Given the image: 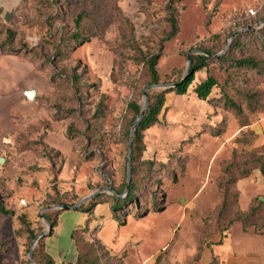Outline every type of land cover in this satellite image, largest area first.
Returning a JSON list of instances; mask_svg holds the SVG:
<instances>
[{
    "label": "rangeland",
    "instance_id": "374dc122",
    "mask_svg": "<svg viewBox=\"0 0 264 264\" xmlns=\"http://www.w3.org/2000/svg\"><path fill=\"white\" fill-rule=\"evenodd\" d=\"M167 2L0 0V196L14 212L0 214V264H32L35 239L28 231H48L45 215L54 218L61 210L43 208L57 200L77 204L103 196L92 213H83L79 227L86 226L84 237L105 255L104 264H192L222 238L216 223H245L251 232L262 223L260 211L242 212L255 199L249 186L241 194V181H228L235 166L252 167L253 174L264 167V77L214 62L222 85L211 101L199 100L193 86L185 95L166 94L135 164L138 202L112 215L108 188L121 191L127 182V105L137 100L143 107L148 86L134 58L139 50L159 52ZM177 9L180 32L163 45L157 65L165 85L185 70L191 50L212 47L222 55L234 33L264 25V0H182ZM81 10L92 11L83 27L87 40L64 45L57 55L56 45ZM7 30L15 33L10 42ZM245 53L264 67L260 48ZM30 90L33 100L26 96ZM224 95L242 107L241 119ZM72 217L68 211L60 216L66 222ZM57 232L56 239L45 238L50 253L60 260L63 249L62 258L76 260L75 247Z\"/></svg>",
    "mask_w": 264,
    "mask_h": 264
},
{
    "label": "trees",
    "instance_id": "16d2710c",
    "mask_svg": "<svg viewBox=\"0 0 264 264\" xmlns=\"http://www.w3.org/2000/svg\"><path fill=\"white\" fill-rule=\"evenodd\" d=\"M182 0H168L165 6V23L166 30L163 33V36L160 41V49L158 53L155 54H144L142 50H139V55L134 58V60L143 66L144 75L146 77V84L149 85H158L160 83V75L158 73L157 65L161 56L163 45L166 42L171 41L176 36H178L180 32L179 25V13L177 9V4ZM55 2V1H54ZM95 2V0H94ZM92 11L81 10L76 16L73 18V28L71 31L65 32L62 34L59 43L56 45L57 55L61 54L62 46L69 45L71 43H78L79 41H86V37L83 33V27L86 22L90 20L92 17ZM264 20V16L261 17L259 21ZM7 39L12 41L15 33L7 30ZM235 34V33H234ZM216 38L219 35L215 36ZM252 46H247V44ZM255 46V47H254ZM250 48H260L264 52V25L259 27H252L245 31H242L239 35L234 37V41L231 44L230 48L224 52L222 55H216L217 52L213 50L212 47H198L195 53L191 54V66L187 72V67L180 75L174 79L168 88L161 89L160 91H155L152 93L148 92V108L145 114V117L140 122L137 127L133 141H132V150H131V183L129 192L127 193V200L121 198L122 192L126 191L127 182H125L123 190L118 191L114 190V194H111L112 202L110 206H112V215H120V210L124 208V205L128 202H138L137 190L135 185L134 173L136 172V161L140 156L142 151L141 144L143 142L144 131L156 124L159 120V115L162 112L165 105V96L168 92L174 91L178 95H185L188 93V90L191 86H193V92L196 97L201 101H211L214 97V90L219 88L222 84L219 76L215 72V67H211V64L214 62L218 66L227 65L228 68L235 71L241 70H254L256 73L260 74V76L264 77V67L263 63L257 59L252 54H246L247 50ZM189 56V55H188ZM215 65V66H216ZM76 79V78H75ZM172 86V87H171ZM222 100V98H221ZM223 101L226 103V106L235 113V115L241 119L243 115L242 107L236 103L233 99H231L228 95H224ZM222 101V102H223ZM250 106H251V99ZM257 101H255L256 103ZM143 107L138 103L137 100H132L127 105V113L131 114V117H126L122 134L125 136L127 140L130 139V133L136 118L140 115ZM251 111H256V107H249ZM128 120V121H127ZM249 124L246 122H242V127H248ZM252 168V167H251ZM245 169L243 171L242 166H235L234 177L231 181H228V184H237L239 180L249 178L253 172L252 169ZM260 173L264 175V167H260ZM227 190V189H226ZM227 192V191H226ZM225 192V195H226ZM103 196H95L91 199L87 204L79 206L76 211L87 213L91 212V206L100 205V198ZM54 205H64L71 207L75 205V202L69 203L67 201L57 200L52 203ZM49 207V206H48ZM225 201L220 209V213L225 211ZM56 211V215L54 218L45 215L46 219L50 223L52 227L53 233L54 228L58 222V216L62 211ZM261 212L264 214V202L260 201L258 198H255L252 203L248 206V208L242 212L245 214H249L250 216H254L256 213ZM0 214L3 216H12L14 212L7 209L3 203V200L0 196ZM135 214V213H134ZM262 223L260 225H254V232L257 234L264 233V219L261 220ZM232 223H227L222 220L220 223H216L215 231L218 234H221L222 238L227 237L232 227ZM248 224L242 223V230L246 231L248 229ZM29 232V238L34 240L38 237L33 231ZM86 226L80 229L75 230L72 233V238L75 241L76 249L78 252L77 261L75 264H104L105 255H100L95 248L96 246L90 243L87 239H85ZM45 238L38 242V246L35 248L33 252V260L36 264H57L55 259L45 250ZM30 253V252H29Z\"/></svg>",
    "mask_w": 264,
    "mask_h": 264
},
{
    "label": "crops",
    "instance_id": "0c3cea01",
    "mask_svg": "<svg viewBox=\"0 0 264 264\" xmlns=\"http://www.w3.org/2000/svg\"><path fill=\"white\" fill-rule=\"evenodd\" d=\"M241 186L239 191L243 194L246 187L249 186L251 197L258 198L264 202V175L259 173L252 174L249 178L241 179ZM237 183V186L239 185ZM62 212L58 216V222L53 230V233L46 236V238H57V230L60 228L62 237L68 239L69 242L75 247V241L72 238V233L80 229L79 219L83 215L82 212L68 209L61 210ZM72 212L73 217L71 222H66V218L61 219L60 216L64 212ZM60 237V239L62 238ZM45 250L55 259L57 264H75L77 261L78 252L76 249V260L67 262V258H62L64 250L58 251L59 259L50 253L48 250V244L45 241ZM141 260V259H140ZM146 260V259H145ZM192 264H264V233L257 234L254 230L243 231L241 225L233 227L230 234L225 237L215 239L210 246L204 249V252L200 257H194ZM191 260V261H192Z\"/></svg>",
    "mask_w": 264,
    "mask_h": 264
},
{
    "label": "water",
    "instance_id": "95a60500",
    "mask_svg": "<svg viewBox=\"0 0 264 264\" xmlns=\"http://www.w3.org/2000/svg\"><path fill=\"white\" fill-rule=\"evenodd\" d=\"M252 28L251 26L239 31V32H236L235 34L232 35V39H234V37L242 32V31H245L247 29H250ZM226 51V49L224 50V52ZM195 52H198V51H195V50H191L189 56H188V64H187V72L191 66V54L192 53H195ZM218 56V55H217ZM170 85H165V84H158V85H149V86H146L144 88V99H145V103H144V106H143V109L140 113V115L136 118V120L134 121V124H133V127H132V130H131V133H130V139H129V142H128V150H127V186H126V191L125 193H128L129 191V188H130V183H131V150H132V141H133V137H134V133L137 129V127L139 126L140 122L143 120V118L145 117V114L147 112V108H148V91L150 89H164V88H168ZM172 87V86H171ZM35 95H36V92L35 90H30V91H27L26 92V96L30 99V100H33L35 98ZM5 159L4 158H0V164L4 163ZM108 190H110L113 194L115 193L114 190L112 188H108ZM94 195L90 196L89 198H86V199H83L81 201H79L77 204L71 206V207H68V206H64V205H54V206H49V207H45L43 208V210H54V209H60V210H68V209H77L79 206H81L86 200L88 199H91ZM52 231V227L51 225L49 224L48 225V231L46 233H43L41 235H39L32 243V247L30 249V253H29V257H30V262L32 264H35L34 263V260H33V252H34V247L35 245L44 237L50 235Z\"/></svg>",
    "mask_w": 264,
    "mask_h": 264
}]
</instances>
